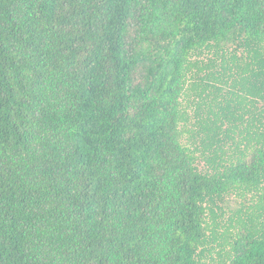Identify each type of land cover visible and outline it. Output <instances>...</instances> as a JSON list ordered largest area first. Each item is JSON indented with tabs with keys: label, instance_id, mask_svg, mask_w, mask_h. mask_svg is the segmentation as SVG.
<instances>
[{
	"label": "trees",
	"instance_id": "trees-1",
	"mask_svg": "<svg viewBox=\"0 0 264 264\" xmlns=\"http://www.w3.org/2000/svg\"><path fill=\"white\" fill-rule=\"evenodd\" d=\"M0 264H264V0H0Z\"/></svg>",
	"mask_w": 264,
	"mask_h": 264
}]
</instances>
